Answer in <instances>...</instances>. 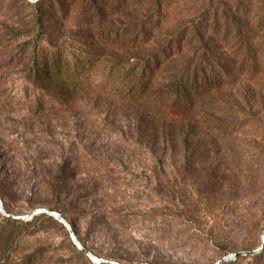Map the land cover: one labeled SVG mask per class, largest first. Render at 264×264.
<instances>
[{"label": "rangeland", "instance_id": "374dc122", "mask_svg": "<svg viewBox=\"0 0 264 264\" xmlns=\"http://www.w3.org/2000/svg\"><path fill=\"white\" fill-rule=\"evenodd\" d=\"M25 1L0 0V264H264V74L189 111L128 101L112 66L177 37L231 53L232 23L256 33L264 0H45L30 34ZM29 35L91 55L86 87L34 88Z\"/></svg>", "mask_w": 264, "mask_h": 264}, {"label": "trees", "instance_id": "16d2710c", "mask_svg": "<svg viewBox=\"0 0 264 264\" xmlns=\"http://www.w3.org/2000/svg\"><path fill=\"white\" fill-rule=\"evenodd\" d=\"M23 4L32 7V3L25 0ZM45 4V0H36L30 19L29 34L32 31L37 33L45 27L47 16H44L47 13ZM214 25L218 26L217 23ZM230 27L231 25L225 22L226 31L222 35V40L226 43L232 39ZM247 27L248 24L242 18L232 23V29H235L236 34L233 39L235 49L231 53L217 54L213 51L197 50L183 52L181 40L177 37L172 42L178 49L176 52L171 50L143 52L136 53L134 57L118 59L112 66L117 76L127 86L124 98L128 101L169 103L171 109L183 107L190 111L214 93L232 87L235 79L239 77H245L249 83L259 82L264 74V38L258 33L264 31V21L252 24L256 33L246 32ZM146 32L142 34L146 37L142 43L151 38H147L148 30ZM27 37L30 38L29 47L21 56L27 60L29 81L33 82L34 88L47 97L53 90H57L61 93L59 98H65L67 94H75L86 87L87 82L82 78L85 75L80 72L90 70L96 65L91 55L77 57L72 50L69 52L61 46L54 47L50 44L41 46L37 37L31 35ZM136 43V39H132L130 45ZM198 43L203 44V38H198ZM158 74H161L162 78H158ZM40 106L38 101L37 109ZM40 111L43 112L44 109ZM35 219L37 218H32ZM12 223L25 226L31 224L18 220ZM238 257L235 262L241 260V256ZM250 259L254 264L262 262L261 255H252Z\"/></svg>", "mask_w": 264, "mask_h": 264}, {"label": "bare ground", "instance_id": "6f19581e", "mask_svg": "<svg viewBox=\"0 0 264 264\" xmlns=\"http://www.w3.org/2000/svg\"><path fill=\"white\" fill-rule=\"evenodd\" d=\"M74 239H75V237H74ZM75 241H76V239H75ZM89 257H91L93 260H97V258H95L93 256H89Z\"/></svg>", "mask_w": 264, "mask_h": 264}, {"label": "water", "instance_id": "95a60500", "mask_svg": "<svg viewBox=\"0 0 264 264\" xmlns=\"http://www.w3.org/2000/svg\"><path fill=\"white\" fill-rule=\"evenodd\" d=\"M71 237H72V239L75 241V239H74V237H73V235H71ZM76 242V241H75ZM264 247V246H263Z\"/></svg>", "mask_w": 264, "mask_h": 264}]
</instances>
